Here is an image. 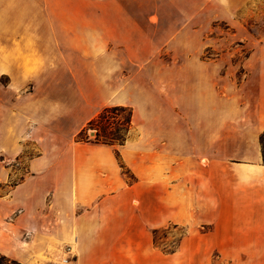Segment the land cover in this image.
Masks as SVG:
<instances>
[{"label": "crops", "instance_id": "obj_1", "mask_svg": "<svg viewBox=\"0 0 264 264\" xmlns=\"http://www.w3.org/2000/svg\"><path fill=\"white\" fill-rule=\"evenodd\" d=\"M41 9L50 11L48 17L34 12ZM9 10H16L12 23ZM57 10L65 11L63 16L57 17ZM72 10V3L0 0V25H16L18 45L16 50L0 51V74L10 71L4 59L14 56L19 61L28 51L25 43L30 42L38 47L31 50L33 57L95 59L81 75L77 73L84 67L68 65L73 79L54 98H39L36 92L27 97L21 94L16 98V112L2 104L0 149L19 154L24 148L20 139H24L34 141L39 152L29 162V173L0 195V252L23 264H153L152 256H159L163 264V254L153 250L151 240L138 241L135 236L147 233L146 226L136 225L137 203L143 185L154 182L153 166L145 164L144 170L151 172L130 183L121 176L115 146L75 139L100 109L111 105L134 108L130 136L119 150L135 173L143 156L159 153L167 160L175 159L178 174L187 160H194L207 171L197 184L205 185L210 194L216 192L220 164L226 186L264 203L260 142L264 79L258 80L255 91L220 90V67L203 58L202 50H192L162 64L160 89H147L142 74L152 67L135 65L129 45L135 32L131 19L74 18L67 12ZM74 32L82 38L80 50H42L36 39L48 36L51 47L56 35L67 37ZM0 38L3 43L9 35L1 33ZM110 38L119 45L128 43L129 48L104 49ZM78 99L81 109L88 108L90 113L70 128L68 123L79 110L68 107ZM9 178L8 171L0 173V184Z\"/></svg>", "mask_w": 264, "mask_h": 264}, {"label": "rangeland", "instance_id": "obj_2", "mask_svg": "<svg viewBox=\"0 0 264 264\" xmlns=\"http://www.w3.org/2000/svg\"><path fill=\"white\" fill-rule=\"evenodd\" d=\"M26 1L72 3L74 10L67 12H72L74 18L131 19L135 32L130 35V51L137 68L152 67L151 72L142 74L147 79L146 88L150 90L160 89L159 67L162 64L192 50H202L203 58L215 61L220 67V90L233 91L241 87L246 92L255 91L258 80L264 79V0ZM34 12L40 13L41 17H48L50 13L46 9ZM64 12L57 10V17L63 16L60 14ZM9 17L11 22V17H16V10H9ZM11 23L0 25V37L1 33L9 35L3 43L0 38V51L2 48L17 49V27ZM79 36L75 32L67 37L58 34L53 37L51 47L48 36L41 34L36 39H40L42 50H80L82 38ZM126 38L129 40V35ZM110 39L104 49L129 48L126 42L119 45L113 42L117 39ZM25 44L28 50L25 57L19 61L14 56L4 59L9 63L10 71L0 74V109L2 104H9L10 111L16 112V98L21 94L27 97L36 92L39 98H54L73 79L68 65L84 67L77 73L81 75L82 71L87 72L88 64L95 61L94 58L70 55L33 57L31 50H37V45ZM120 60L127 64V59ZM121 76L125 75L122 73ZM77 101L68 107L79 110L70 119V128L77 127L90 113L88 108L81 109V102ZM88 136L94 138L91 130ZM20 140L24 148L19 154L0 149V173L8 171L10 175L8 183L0 184V195L29 173V162L39 152L34 141ZM115 147L121 176L128 182L143 180L145 172H151L144 170L145 164L154 168V182L143 185L137 203L136 225L146 226L147 233L135 236L138 241L150 239L153 250L163 254V264H264V203L252 201L249 194L226 186L220 164L217 166L216 192L209 194L205 185L197 184L207 171L201 170L196 161L187 160L182 165L185 167L183 172L178 174L176 160H167L158 153L143 156L138 162L141 168L135 173L125 163L120 146ZM151 260L155 262L153 264L161 262L159 256L157 259L152 256Z\"/></svg>", "mask_w": 264, "mask_h": 264}, {"label": "trees", "instance_id": "obj_3", "mask_svg": "<svg viewBox=\"0 0 264 264\" xmlns=\"http://www.w3.org/2000/svg\"><path fill=\"white\" fill-rule=\"evenodd\" d=\"M134 110L126 105L104 107L87 125L77 134L76 141L92 142L110 146L124 145L130 136L133 126ZM94 138L88 136V131ZM261 146L264 160V131L261 135ZM0 264H23L4 254H0Z\"/></svg>", "mask_w": 264, "mask_h": 264}, {"label": "water", "instance_id": "obj_4", "mask_svg": "<svg viewBox=\"0 0 264 264\" xmlns=\"http://www.w3.org/2000/svg\"><path fill=\"white\" fill-rule=\"evenodd\" d=\"M93 134V133H92Z\"/></svg>", "mask_w": 264, "mask_h": 264}]
</instances>
